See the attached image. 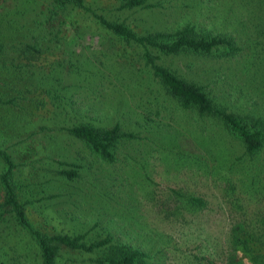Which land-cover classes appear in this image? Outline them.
Here are the masks:
<instances>
[{"label": "rangeland", "instance_id": "374dc122", "mask_svg": "<svg viewBox=\"0 0 264 264\" xmlns=\"http://www.w3.org/2000/svg\"><path fill=\"white\" fill-rule=\"evenodd\" d=\"M97 1L102 14L139 35L173 32L193 24L199 34L234 38L240 47L234 56H162L157 63L204 86L232 111L264 114V26L259 27L264 24L263 7L252 3L244 8L241 0H148L159 7L119 10L120 0ZM116 44L108 40L103 45L100 41L87 44L78 58L89 59L84 72L110 75L117 67L119 81L111 72L109 84L99 81L93 91L68 89L76 101L74 108L90 113L97 125L121 123L139 134L140 140L121 144L113 165L103 168L91 157L86 163L74 159L70 139L50 141L40 132L41 123L24 130L10 115L4 125L10 129L9 142L3 140L0 146L18 165L15 181L30 221L49 236L85 234L89 240L112 236L139 249L147 264H230L229 233L237 209L242 205L253 213L264 210V150L251 162L239 141L220 135L219 124L180 111L174 102L169 105L176 108L172 120L166 118V111L147 120L142 108L161 95L159 87L150 68L140 59L132 61L135 48ZM113 56L118 63L110 60ZM131 65L137 75L133 80L128 79ZM66 83L75 84L77 79L67 76ZM148 99L150 105L141 103ZM53 158L88 167L70 181L61 174L63 170L52 168ZM232 185L235 194L230 192ZM3 196L0 188V203ZM192 197L203 199L206 206L194 210L188 203ZM0 254L3 264H43L35 240L10 214L0 225ZM94 258L60 248L56 262L95 264Z\"/></svg>", "mask_w": 264, "mask_h": 264}, {"label": "trees", "instance_id": "16d2710c", "mask_svg": "<svg viewBox=\"0 0 264 264\" xmlns=\"http://www.w3.org/2000/svg\"><path fill=\"white\" fill-rule=\"evenodd\" d=\"M120 2L119 10L159 7L148 4V0ZM241 2L244 8L252 3L264 8V0ZM0 8V143L3 140L4 143L9 142L7 137L10 129L7 130L4 125L10 115L13 118L16 116L17 128L27 130L32 124L41 123L40 132L50 141L70 139V145L75 147L74 159L86 163L91 157L94 163L103 168L117 161L121 144L140 140L137 132L128 131L121 123L114 126L97 125L91 120L90 113H81L74 108V96L68 95L70 86L88 87L93 91L92 87L99 81L102 85L109 84L112 73L119 81L121 77L116 73L117 67L110 75L99 70L84 72L89 59L78 58V52L86 49L87 44L100 41L103 45L108 40L114 46L118 42L124 47L135 48L137 57L132 54V61L140 59L151 69L150 73L161 95L153 96L156 100L152 105L150 99L141 102L150 105L146 109L142 108L147 113V120L159 118L163 111H166V118L170 116L172 120L176 108L169 105L174 102L180 111H192L204 121L219 124L223 130L220 135L239 141L251 162L264 150V114L232 111L204 86L190 83L157 63L162 56H234L240 49L234 38L199 34L193 24L173 32L139 35L126 24L111 21L102 14L97 0H0ZM231 9L237 12L236 7L234 10L231 6ZM238 13L237 20L241 22L240 15L243 17L244 14ZM263 26L261 22L259 27ZM112 58V62H117V58ZM127 71L128 79L136 78L134 65ZM67 76L77 79V83L67 84ZM122 79L125 82L124 76ZM96 98L99 99V96ZM80 145L84 147L82 150L79 149ZM53 159L52 168L63 170L61 174L70 181L77 179L79 171L88 167V164ZM0 161L3 167L0 188L4 193V200L0 203V225L10 214L35 240L43 264H57L60 248L96 255L92 259L95 264H147L139 249L118 243L112 236L100 240H89L85 234L49 236L35 228L18 195L14 175L18 165L1 146ZM253 169L257 170L258 167ZM253 183L255 186L256 179ZM235 191L236 186L232 185L230 192L235 194ZM261 199L264 200V195ZM188 203L194 210L206 206L201 198L192 197ZM235 215L229 233L232 251L230 264H244V259L247 264H264V210L258 208L253 213L241 205ZM240 254L242 258L238 259ZM0 264H3L1 254Z\"/></svg>", "mask_w": 264, "mask_h": 264}]
</instances>
